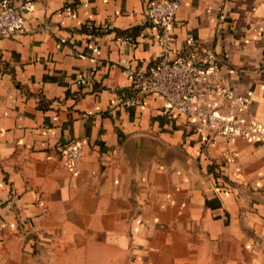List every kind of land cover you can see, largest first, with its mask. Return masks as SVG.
I'll return each instance as SVG.
<instances>
[{"label":"crops","instance_id":"crops-1","mask_svg":"<svg viewBox=\"0 0 264 264\" xmlns=\"http://www.w3.org/2000/svg\"><path fill=\"white\" fill-rule=\"evenodd\" d=\"M151 1L32 0L0 33V264H264V140L165 115L157 93L116 103L123 58L159 62ZM171 31L172 54L194 36L248 108L201 103L264 124V0H182Z\"/></svg>","mask_w":264,"mask_h":264},{"label":"built area","instance_id":"built-area-1","mask_svg":"<svg viewBox=\"0 0 264 264\" xmlns=\"http://www.w3.org/2000/svg\"><path fill=\"white\" fill-rule=\"evenodd\" d=\"M181 2L182 0L150 2L148 17L159 30V62L149 71H143L134 69L129 60L123 58L119 65L133 78V86L120 94L116 103L131 107L137 103L140 96L157 93L165 100V115L171 110H176L194 119L199 128L208 129L228 141L236 138L264 140L263 123L247 122L237 116L223 114L217 104L201 103L202 90H211L218 93L223 100L230 101L239 110L248 108L247 99L241 94H235L225 83L217 57L199 44L194 36L187 38V44L181 53L172 54L171 30ZM31 6L32 0L19 7L11 0H0V33L11 35L17 32L22 27L24 12L31 9ZM122 39L130 40V37L124 36ZM93 53L97 55L98 50L94 48ZM90 79V76H84L79 81L84 84ZM82 144L81 141H75L63 149V155L74 167L82 158Z\"/></svg>","mask_w":264,"mask_h":264}]
</instances>
